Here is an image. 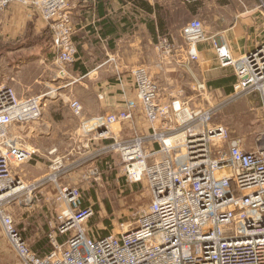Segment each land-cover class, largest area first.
Segmentation results:
<instances>
[{
	"label": "built area",
	"instance_id": "obj_1",
	"mask_svg": "<svg viewBox=\"0 0 264 264\" xmlns=\"http://www.w3.org/2000/svg\"><path fill=\"white\" fill-rule=\"evenodd\" d=\"M11 5L45 22L58 75L65 76L77 55L67 0H0V12ZM180 39L176 44L158 38L154 48L161 65L199 64V46L207 41L201 20H190ZM211 43L218 67L231 69L234 77L222 103L255 94L264 124V38L237 59L227 44ZM128 79L135 96L123 93L115 111L86 118L77 100L68 107L79 119L85 146L100 143L99 153L116 156L128 181L146 182L147 208L133 227L94 235L87 227L93 210L81 204L79 188L58 186L61 208L46 235L49 250L38 253L19 230L11 206L34 204L38 191L57 184L69 166L56 157L42 180L21 178V166L32 159L22 141L42 117L41 97L19 96L0 74V228L16 264H264V129L255 146L246 148L213 122L219 107L210 104L212 87L203 75L192 85L207 102L198 107L182 88L163 89L143 66L130 68ZM139 111L142 129L136 126ZM124 128L130 133L122 137Z\"/></svg>",
	"mask_w": 264,
	"mask_h": 264
},
{
	"label": "rangeland",
	"instance_id": "obj_2",
	"mask_svg": "<svg viewBox=\"0 0 264 264\" xmlns=\"http://www.w3.org/2000/svg\"><path fill=\"white\" fill-rule=\"evenodd\" d=\"M163 1L167 9L157 15L162 20L164 28L156 31L154 45L157 44L158 38L164 36L180 44L181 29L190 20L199 19L203 23L207 38V41L200 45L201 48L199 47L201 52L199 63H203L206 58L209 60L208 55L214 52L212 40L228 44L229 40L232 42L233 39H237L239 43L244 39V42L245 40L254 42L255 45L259 39L264 38V0ZM139 41L140 46H147L142 32H139ZM202 48L210 49L212 52H202ZM144 50L145 52L140 54L145 58L144 61H137L135 55L132 57L129 54L128 65L144 66L149 73L152 70L153 78L166 91L182 88L187 99H192L191 106L207 104L206 100L197 98L192 91V85L203 75L198 64L168 65L166 72L164 66L157 61L155 48L151 46L150 49ZM147 62L149 69L146 67ZM3 67L0 66V71L4 69ZM218 68L215 62L213 66L207 68L203 76L212 87L210 94L213 98L210 99V104H217L219 107L213 122L222 124L232 138L241 139L246 148H252L264 129L260 98L251 94L223 104L225 97L231 93V86L226 82L221 87H217L216 83L222 80L229 81L234 77L231 69L223 71ZM66 82V78L55 79L53 85L58 89L53 95H46V91H43V94L37 93L36 96L41 97L42 117L37 124L32 125L34 131L26 129L22 141L24 149L26 147L25 150L31 149L32 152L30 153L32 159L21 166V178L25 182L42 180V176L47 174L48 167L56 157H64L65 165L69 166L68 171L59 176L57 184L45 185L38 191L34 204L11 206L19 230L23 232L31 248L36 242L47 240L46 235L51 229L52 220L60 211L61 205L56 201L58 186L79 188L81 204L90 206L93 210L87 227L94 235L99 236L117 235L125 228L133 227L138 216L150 202L146 182L128 181L116 156L101 155L98 143L89 142L85 146L86 140L83 139L82 143L79 141L80 137H77L78 134L75 135L79 119L72 115L69 107L67 108L64 103V100L67 101ZM49 84L51 85L50 82ZM93 112L97 115L102 114L101 110H93ZM35 161L44 162V165L42 167L38 165L36 169L31 168L30 165ZM6 262L16 264L14 253L0 228V264H7Z\"/></svg>",
	"mask_w": 264,
	"mask_h": 264
},
{
	"label": "crops",
	"instance_id": "obj_3",
	"mask_svg": "<svg viewBox=\"0 0 264 264\" xmlns=\"http://www.w3.org/2000/svg\"><path fill=\"white\" fill-rule=\"evenodd\" d=\"M162 1L67 0L77 55L63 77L58 75V67L54 64L56 52L45 22L27 9L11 5L0 12V66H4L0 74L4 73L9 78V85L19 96H36L43 91L46 95H53L58 89L54 88V80L66 78L67 101L64 103L67 108L70 100H77L86 118L97 116L93 110H101L102 113L115 111L123 104V93L131 98L135 96L128 79V71L133 66L128 65L127 58L130 54L132 57L135 55L137 61H144L140 54L145 52V48L155 47L156 31L164 28L157 14L167 9ZM139 32H142L147 46H140ZM227 45L233 56L239 58L253 48L254 42H244L243 39L238 43L233 39ZM204 51L212 52L202 48ZM208 56L211 57L209 60L206 58L198 64L203 76L216 62L214 52ZM148 63L146 67L149 69ZM164 70L167 72L168 65ZM151 74L153 76V72ZM120 80L126 89L122 90L118 84ZM226 82L231 86L234 79ZM136 126L145 127L141 111ZM129 133V129L124 128L121 136ZM79 141L82 143L83 139L79 138ZM38 165L42 167L44 162L35 161L30 167L36 169Z\"/></svg>",
	"mask_w": 264,
	"mask_h": 264
},
{
	"label": "trees",
	"instance_id": "obj_4",
	"mask_svg": "<svg viewBox=\"0 0 264 264\" xmlns=\"http://www.w3.org/2000/svg\"><path fill=\"white\" fill-rule=\"evenodd\" d=\"M226 81H219L216 83L217 87H221ZM231 89V88H230ZM32 250L38 253L46 252L49 250V245L47 243V240L45 239L44 241L36 242L32 246Z\"/></svg>",
	"mask_w": 264,
	"mask_h": 264
},
{
	"label": "bare ground",
	"instance_id": "obj_5",
	"mask_svg": "<svg viewBox=\"0 0 264 264\" xmlns=\"http://www.w3.org/2000/svg\"><path fill=\"white\" fill-rule=\"evenodd\" d=\"M231 53H232V52H231ZM232 55H233V54H232ZM25 149H26V147H25ZM26 152H27V153H32V152H31V149H27Z\"/></svg>",
	"mask_w": 264,
	"mask_h": 264
}]
</instances>
